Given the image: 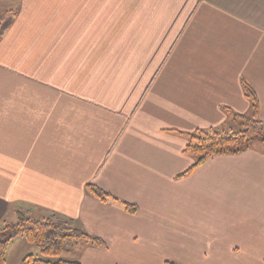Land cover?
Instances as JSON below:
<instances>
[{
  "label": "crops",
  "instance_id": "0c3cea01",
  "mask_svg": "<svg viewBox=\"0 0 264 264\" xmlns=\"http://www.w3.org/2000/svg\"><path fill=\"white\" fill-rule=\"evenodd\" d=\"M14 1L0 229L54 212L105 242L82 245L83 264H264L263 150L182 175L196 161L185 134L251 115L245 85L264 120V0Z\"/></svg>",
  "mask_w": 264,
  "mask_h": 264
},
{
  "label": "trees",
  "instance_id": "16d2710c",
  "mask_svg": "<svg viewBox=\"0 0 264 264\" xmlns=\"http://www.w3.org/2000/svg\"><path fill=\"white\" fill-rule=\"evenodd\" d=\"M5 28L2 30L0 38ZM245 90L251 101V115L244 116L230 112L231 121L222 127L200 128L185 134L188 142L184 152L194 156L196 161L182 175L192 172L215 155L236 154L252 148H259L264 152V120L259 118L258 98L250 86L245 85ZM256 141L259 144L254 145ZM87 189L89 193L102 201L118 200L111 193L96 185L89 184ZM121 202L127 213L134 215L138 212L136 205L127 201ZM6 224L11 230L10 240L20 236L26 237L41 251L42 257L28 255L23 260V264H83L79 260L63 256L68 245L75 239L88 240L98 248L107 247L102 239L92 237L82 230L74 219L60 216L54 212L42 220L20 214L17 223ZM9 239L0 240V264L7 263Z\"/></svg>",
  "mask_w": 264,
  "mask_h": 264
},
{
  "label": "rangeland",
  "instance_id": "374dc122",
  "mask_svg": "<svg viewBox=\"0 0 264 264\" xmlns=\"http://www.w3.org/2000/svg\"><path fill=\"white\" fill-rule=\"evenodd\" d=\"M11 1H13L14 5L8 6V4L10 5L9 1L0 0V35L2 33V30L6 27L7 23H9V20L11 19L12 15L15 12L16 2L14 0ZM256 144H259V142L256 141L254 145ZM18 217L19 215L17 216L15 215L13 217L10 216L9 221L7 223H17ZM10 235H11V230L7 226V224H5L4 227L0 229V240L6 241L7 239H9ZM87 241L88 240L85 239L73 240L68 245L67 250L65 251L63 256L66 258L80 260V258H78L80 257V254L78 253L80 252L81 246L86 244ZM8 242L9 244H8L6 264H23V260L28 255H34L35 257H42L40 249L37 246L30 243L26 237L23 236L16 237L11 240L9 239Z\"/></svg>",
  "mask_w": 264,
  "mask_h": 264
}]
</instances>
